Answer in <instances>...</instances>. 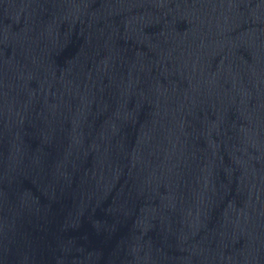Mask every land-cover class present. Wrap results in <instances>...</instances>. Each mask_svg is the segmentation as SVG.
<instances>
[{"label":"water","instance_id":"95a60500","mask_svg":"<svg viewBox=\"0 0 264 264\" xmlns=\"http://www.w3.org/2000/svg\"><path fill=\"white\" fill-rule=\"evenodd\" d=\"M0 264H264V0H0Z\"/></svg>","mask_w":264,"mask_h":264}]
</instances>
